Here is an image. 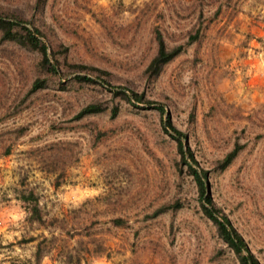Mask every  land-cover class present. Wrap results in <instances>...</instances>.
I'll use <instances>...</instances> for the list:
<instances>
[{"label": "rangeland", "instance_id": "rangeland-1", "mask_svg": "<svg viewBox=\"0 0 264 264\" xmlns=\"http://www.w3.org/2000/svg\"><path fill=\"white\" fill-rule=\"evenodd\" d=\"M33 1L0 4L27 17ZM198 7L195 0H45L31 17L68 48V63L102 68L110 83L165 106L207 172L212 201L264 264V0H203L200 22ZM153 26L182 50L148 82L141 71L154 53ZM193 26L198 43L185 44ZM35 58L0 44V264H65L78 241L94 250L81 264H238L200 212L193 179L184 166L177 170L175 143L152 105L112 99L97 84L27 93ZM98 98L106 107L117 103V115L107 109L73 119ZM98 130L106 134L96 141ZM53 143L70 148L71 157L52 164L46 146ZM234 143L242 147L232 162L213 169ZM25 190L46 220L63 227L30 225ZM174 200L176 210L147 217ZM112 218L125 223L114 226Z\"/></svg>", "mask_w": 264, "mask_h": 264}, {"label": "trees", "instance_id": "trees-1", "mask_svg": "<svg viewBox=\"0 0 264 264\" xmlns=\"http://www.w3.org/2000/svg\"><path fill=\"white\" fill-rule=\"evenodd\" d=\"M203 0H195L199 5L197 8V22L201 20V4ZM45 0H34L32 3L31 13L29 16L24 17L16 12L15 8L7 5L0 4V44H10L19 50L32 53L36 56L33 64V78L27 89V93H32L36 90L45 88L46 86H55L58 89H66L68 84H76L78 86L84 84H97L104 86L110 98L118 99L130 103L133 107H138L136 103L144 102L153 109L159 117L161 129L166 133L175 143V150L177 154V170L180 171L181 167H185V171L194 181L198 207L202 215L207 218L214 226L215 233L221 242L227 247L234 255L238 264H260L257 258L248 249L242 236L231 225L227 216L217 207L211 199L210 194L205 190L206 170L198 167L197 161L193 156L192 151L186 144V133L178 130L171 123L169 115L166 113L165 106L160 102H154L143 99L141 93L136 92L127 84L121 85L110 83L109 72L106 70L86 64L82 62H67L66 54L68 48L61 42H53L48 34V27L44 25L39 26L31 17L33 12H41ZM220 5H217L214 10V15L219 12ZM199 25V24H198ZM152 41L154 43V53L149 58L148 62L141 71V78L144 81H153L161 73L165 64L172 60L182 50V44H174L168 46L157 26L151 28ZM199 29L197 26L191 27L186 32L185 44L198 43ZM197 49V47H196ZM4 50V49H3ZM73 74L69 79L66 76ZM63 79V82L61 81ZM108 109V115L113 118L117 115L119 108L117 103H112L108 107L104 106L101 99H93L83 106H81L74 114L73 119L78 120L86 116L100 114ZM163 114H165L164 119ZM189 118H192L190 112ZM105 131L98 130L94 136L96 141L105 136ZM53 150L52 164L55 159H59L58 155L70 158V148L59 147L57 144H50L46 146ZM241 145L234 143L232 148L227 151L221 158L213 162V169L217 171L224 170L235 158ZM65 159V161H66ZM60 176L63 169L59 170ZM58 182V181H57ZM20 199L24 203L25 211L27 213L26 220L31 225L34 223L36 227H48V224L54 225L58 223V219L51 218L46 220L37 204V198L33 191H21ZM180 202L174 200L170 203L161 204L154 208L147 217H155L156 215L165 211H174L180 207ZM62 228V221L59 222ZM111 223L114 226H121L125 222L121 218H112ZM67 231V230H65ZM33 237L27 241L33 240ZM45 241V238H43ZM79 248L71 247L65 252V264H81L86 255L94 253V250L89 249L87 244L81 245L78 241ZM96 251H100L98 245L95 246ZM42 251L41 242H36L34 246L33 255L38 257Z\"/></svg>", "mask_w": 264, "mask_h": 264}, {"label": "water", "instance_id": "water-1", "mask_svg": "<svg viewBox=\"0 0 264 264\" xmlns=\"http://www.w3.org/2000/svg\"><path fill=\"white\" fill-rule=\"evenodd\" d=\"M205 190L207 191V187H206V185H205Z\"/></svg>", "mask_w": 264, "mask_h": 264}]
</instances>
